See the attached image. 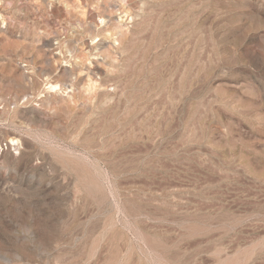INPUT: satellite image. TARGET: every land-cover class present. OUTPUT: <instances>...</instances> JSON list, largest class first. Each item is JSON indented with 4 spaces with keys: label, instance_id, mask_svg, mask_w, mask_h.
I'll list each match as a JSON object with an SVG mask.
<instances>
[{
    "label": "rangeland",
    "instance_id": "rangeland-1",
    "mask_svg": "<svg viewBox=\"0 0 264 264\" xmlns=\"http://www.w3.org/2000/svg\"><path fill=\"white\" fill-rule=\"evenodd\" d=\"M0 264H264V0H0Z\"/></svg>",
    "mask_w": 264,
    "mask_h": 264
},
{
    "label": "bare ground",
    "instance_id": "bare-ground-1",
    "mask_svg": "<svg viewBox=\"0 0 264 264\" xmlns=\"http://www.w3.org/2000/svg\"><path fill=\"white\" fill-rule=\"evenodd\" d=\"M50 87H52V86H50Z\"/></svg>",
    "mask_w": 264,
    "mask_h": 264
}]
</instances>
